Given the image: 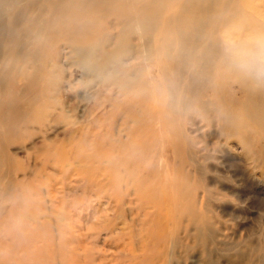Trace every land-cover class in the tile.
Here are the masks:
<instances>
[{
  "label": "rangeland",
  "instance_id": "obj_1",
  "mask_svg": "<svg viewBox=\"0 0 264 264\" xmlns=\"http://www.w3.org/2000/svg\"><path fill=\"white\" fill-rule=\"evenodd\" d=\"M59 46L63 111L3 155L0 264H264V79L198 45L178 76L120 59L142 69L121 92Z\"/></svg>",
  "mask_w": 264,
  "mask_h": 264
},
{
  "label": "bare ground",
  "instance_id": "obj_2",
  "mask_svg": "<svg viewBox=\"0 0 264 264\" xmlns=\"http://www.w3.org/2000/svg\"><path fill=\"white\" fill-rule=\"evenodd\" d=\"M170 6H177L176 12L163 15ZM237 21L250 32H264V0H0V176L10 141L27 137L34 124H45L48 108L63 111L60 85L66 71L60 67V41L87 76L123 92L136 84L134 71L142 73L141 62L121 61L136 53H143L146 63L163 53L168 64L159 69L166 75L181 74L191 48L198 45L203 47L200 62L205 69L216 52L231 62L224 42L213 36ZM160 25L175 38H161ZM135 40L140 41L137 50ZM103 51L105 62L100 63L97 55ZM120 64L122 69L117 68ZM4 188L0 183V191Z\"/></svg>",
  "mask_w": 264,
  "mask_h": 264
},
{
  "label": "clouds",
  "instance_id": "obj_3",
  "mask_svg": "<svg viewBox=\"0 0 264 264\" xmlns=\"http://www.w3.org/2000/svg\"><path fill=\"white\" fill-rule=\"evenodd\" d=\"M223 42L227 55L242 72L264 79V32H250L237 21L225 29Z\"/></svg>",
  "mask_w": 264,
  "mask_h": 264
}]
</instances>
